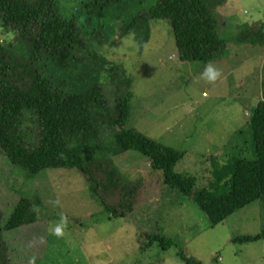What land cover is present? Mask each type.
Returning a JSON list of instances; mask_svg holds the SVG:
<instances>
[{
  "label": "rangeland",
  "instance_id": "obj_1",
  "mask_svg": "<svg viewBox=\"0 0 264 264\" xmlns=\"http://www.w3.org/2000/svg\"><path fill=\"white\" fill-rule=\"evenodd\" d=\"M60 1L62 15L75 17L85 46L74 50V60L63 69L44 53L34 54L28 39L6 30L0 19V45L14 69L8 73L12 82L27 88L39 70L70 92L98 85L106 100L105 118L129 89L125 129L181 152L175 171L196 177L195 191L214 189V170L235 156L255 158L249 119L262 100L264 40L252 41L264 34V0H208L225 49L207 63L182 62L168 20L134 23L158 0H101V11L94 7L99 0ZM93 54L101 60L94 62ZM209 63L222 73L215 83L202 79ZM96 129L87 167L98 181L114 166L127 184L138 187L132 213L110 220L79 170H44L30 178L0 148V228L22 198L31 200L35 214L32 223L1 232L0 264H31L33 258L34 264H185L181 249L202 264H264V238L233 240L264 229V199L212 225L193 198L164 185L147 157L132 150L120 153L116 132L104 119ZM37 133L35 118L26 113L22 136L28 145L37 144ZM108 199L114 202V193ZM61 216L67 227L57 236L52 229ZM156 231L174 240L170 248L157 243L144 248L143 234Z\"/></svg>",
  "mask_w": 264,
  "mask_h": 264
},
{
  "label": "trees",
  "instance_id": "obj_2",
  "mask_svg": "<svg viewBox=\"0 0 264 264\" xmlns=\"http://www.w3.org/2000/svg\"><path fill=\"white\" fill-rule=\"evenodd\" d=\"M101 2L99 0V5L97 2L94 4L98 11L105 8V2ZM60 4V0H0V19L6 30H14L28 39L34 54L44 53L66 69L75 58L74 50L85 44L80 43L75 17L65 18ZM139 17L134 22L138 26L141 18L169 21L182 62H213L224 52V40L218 33L217 19L208 0H158ZM254 37L252 42L264 40V34ZM92 60L100 61L101 57L93 54ZM13 70L0 45V148L10 162L24 169L30 178L44 170H79L89 183L92 198L101 205L108 219L123 218L132 213L138 187L127 184L114 166L105 168V178L98 181L88 169L94 153L89 143L96 137V124L103 119L109 129L116 132L114 143L120 153L132 150L147 157L152 168L161 173L164 185L193 198L212 225L220 224L237 211L264 199V82L262 100L249 119L255 158L235 156L230 164L214 170V189L195 191L197 178L175 171L183 157L181 152L134 129H125L131 109L129 89L114 104L112 115L105 118L106 100L100 86L70 92L36 70L31 85L23 88L11 81L8 73ZM126 82L130 85V79ZM26 113L33 116L37 123L35 145H28L22 136ZM95 116L98 118L95 119ZM111 193H114L116 204L108 199ZM33 207L31 200L22 198L6 225L0 228V237L3 230L11 231L32 223L35 219ZM143 238L145 249L156 243L168 249L174 243L173 239L159 231L145 233ZM262 238L264 229L255 235L236 236L233 240L242 243ZM180 257L185 264H202L182 249Z\"/></svg>",
  "mask_w": 264,
  "mask_h": 264
},
{
  "label": "clouds",
  "instance_id": "obj_3",
  "mask_svg": "<svg viewBox=\"0 0 264 264\" xmlns=\"http://www.w3.org/2000/svg\"><path fill=\"white\" fill-rule=\"evenodd\" d=\"M222 75L221 70L214 67L211 63L205 66V70L202 73V79H204L207 83H215L220 76ZM56 206H59L60 201L57 199L54 201ZM67 227L66 217L61 216L60 223H58L54 229H52L53 233L57 236H62ZM31 264H34V258L31 261Z\"/></svg>",
  "mask_w": 264,
  "mask_h": 264
}]
</instances>
